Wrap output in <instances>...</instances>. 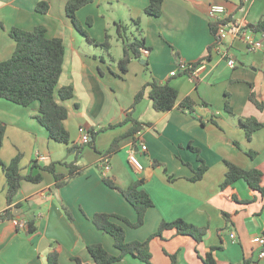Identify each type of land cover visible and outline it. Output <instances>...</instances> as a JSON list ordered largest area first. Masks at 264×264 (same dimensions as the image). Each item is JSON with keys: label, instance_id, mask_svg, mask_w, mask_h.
<instances>
[{"label": "crops", "instance_id": "1", "mask_svg": "<svg viewBox=\"0 0 264 264\" xmlns=\"http://www.w3.org/2000/svg\"><path fill=\"white\" fill-rule=\"evenodd\" d=\"M67 1L0 0V62L15 50L9 36L12 28L31 31L43 26L46 36L61 39L65 49L58 88L72 86L74 94L61 103L67 109L63 125L69 144L49 138L37 120L38 102L24 107L0 98V125L5 128L0 161L9 163L19 157L22 174L34 161L40 166L54 163L56 174L64 177L69 169L60 162L82 170L61 188L55 187L48 172L42 173L40 183H21L10 206L14 218L0 221V264H46L53 251L58 252L59 264H76L73 258L95 264L87 246L97 243L118 254L112 237L98 230L91 218L96 213L118 214L133 223L137 214L104 178L121 189L142 179L141 188L153 202L141 227L124 225L127 242L145 241L161 221L181 219L205 228L199 244L189 237L163 233L149 244V264H170L168 255L172 254L176 264H203L202 258L210 249L216 264H264V257H258L261 247L252 242L254 237L264 236V197L243 181L220 188L227 170L224 161L244 170H260L264 186V128L248 140L240 126L245 118L264 123V33L243 28L238 37L218 45L210 32V25L215 24L209 16L210 7L218 5L243 26L255 25L264 20V0H165L159 17L145 15L148 0H92L76 12V18L94 43L72 26L65 12ZM40 2L47 5L45 13L35 10ZM116 24L128 28L130 39L142 38L149 51L147 56L141 53V59H131L125 73L118 67L125 39L119 36ZM106 36L108 51L99 46ZM253 43H260V47L252 49ZM208 55L193 78L183 73L170 76L179 61L190 65ZM230 59L235 63L232 68L227 65ZM150 78L177 92L174 108L155 111L146 89L132 111V118L142 124L141 130L122 138L117 149L104 157L114 139L131 127V123L122 122L135 95ZM250 96L262 109L249 100ZM185 98L193 101L191 112L179 106ZM109 125L112 128L97 133L92 145L80 143L84 132L91 141L90 132ZM72 146L80 150L69 154ZM131 151L143 166L140 172L127 162ZM198 157L207 169L193 182L191 178L201 164ZM103 158L110 164L104 175L98 169ZM10 207L0 167V214ZM28 221H33L35 228L31 234L26 232ZM17 222L25 227H17ZM230 233L235 234V240L230 239ZM112 264L147 263L127 255Z\"/></svg>", "mask_w": 264, "mask_h": 264}, {"label": "trees", "instance_id": "2", "mask_svg": "<svg viewBox=\"0 0 264 264\" xmlns=\"http://www.w3.org/2000/svg\"><path fill=\"white\" fill-rule=\"evenodd\" d=\"M164 1L148 0V5L144 9L145 15L159 17ZM90 2L92 0H69L65 4V12L72 26L89 42L94 43L76 18V12ZM35 10L39 13H45L47 11L46 3H38ZM133 23L134 25H138L136 21ZM116 29L119 36L125 39L122 44V57L118 61L120 71L125 73L128 62L131 59H141V49L145 47L143 46L142 38L132 37L130 39L126 36L128 28L124 25L116 24ZM136 29L138 34L141 33L139 28ZM244 29L250 30L253 33H264V20H259L255 25H245ZM210 32L216 37V29L213 24L210 25ZM9 36L15 42V50L9 59L0 62V98L24 107L38 102L39 115L37 116V120L47 131L49 138L58 143L69 144V133L63 125V121L67 118V109L61 103L72 99L74 94L72 86L58 88L65 53L62 40L59 38H48L46 36V28L43 26L35 27L31 31L12 28L9 31ZM99 46L106 51L109 50L108 36H106L104 42ZM173 55L175 59H178L176 52H173ZM209 58L210 56L208 55L197 63L190 64L188 71H194L202 61ZM146 89H148V98L152 102V107L155 111L169 112L174 108L178 98L177 92L168 84H160L156 79L150 78L135 95L133 104L122 122V124L131 123V127L125 134L114 139L104 157H107L109 153L117 149V144L122 138L132 136L141 130L142 124L132 118V111L134 106L142 99ZM249 100L258 109H262V105L253 96H250ZM192 104L193 101L190 98H185L179 106L182 110L191 112ZM225 109L226 111L230 110L227 103L225 104ZM240 126L245 132L246 139L250 140L255 131L264 128V123H259L252 118H245L240 120ZM109 128H112V126L100 128L97 132H90L91 141H88L87 144L92 145L95 135ZM4 131V126L0 125V141L3 138ZM191 149L196 153L198 152L197 149ZM78 150H80V147L72 146L68 148V153L77 152ZM248 155L253 157L254 153H248ZM198 159L201 164L195 171L193 178H191L193 182L200 180L207 169L204 162L199 157ZM19 161V157H15L9 163L0 161V167L6 179V203L8 207L11 206L12 199L19 190L21 183L23 181L40 183L43 179V172L53 175L56 188L63 187L70 179L82 174L81 168L72 163L60 162V164L67 166L69 169L68 176L64 177L56 174L54 163L40 166L36 161L30 164L27 173L22 174ZM224 164L227 170L224 180L220 184L222 190L234 185L238 181H243L250 190L264 197V186H262L263 174L260 170H244L226 161H224ZM98 169L100 170V168ZM103 181L110 188L119 191L123 198L135 209L137 220L132 223L121 215L107 213H96L92 216L91 220L94 226L112 237L114 248L118 251V254L114 255L106 251L99 243L88 245L87 251L95 264H112L127 255L149 264L151 260L149 244L155 239L162 238L165 232H172L173 236L189 237L197 244L202 242L206 231L205 228L195 227L181 219L172 222L161 221L157 230L148 236L145 241L127 242L125 240L124 225L130 228L141 227L144 223L145 213L153 206V202L149 195L141 188L143 184L142 179L131 183L126 189L114 186L106 178ZM62 210L66 217L72 220L71 214L63 205ZM12 218L14 216L11 207L0 214V221ZM26 224V232L28 234L33 233L35 231L33 221H28ZM168 257L170 264H176L175 254L168 255ZM73 260L76 264H83L79 258H73ZM202 262L203 264H216L212 249L206 252L204 258H202ZM46 264H59L57 251H53L47 255ZM242 264H248V261H244Z\"/></svg>", "mask_w": 264, "mask_h": 264}, {"label": "built area", "instance_id": "3", "mask_svg": "<svg viewBox=\"0 0 264 264\" xmlns=\"http://www.w3.org/2000/svg\"><path fill=\"white\" fill-rule=\"evenodd\" d=\"M209 16L210 18L213 19L214 24H215V29H216L215 42L218 45L224 42V40H226L227 38L238 37V35L244 28V26L238 20L232 18L231 16L227 14L223 6H218V5L211 6L209 9ZM253 47H260V43H253L251 48L253 49ZM141 53L144 56H147L149 51L146 48H144V49H141ZM227 65L231 68L234 67L235 65L234 60L232 59L227 60ZM188 70H189V65L186 64L185 62L179 61L177 63L176 69L170 73V76H175L179 73H183L193 78L197 69L191 72H189ZM88 141H89V135L88 133L84 132L81 135L80 143L85 144ZM141 150H145L144 145H141ZM127 162L129 166L135 171L140 172L143 170V166L140 163L137 155L132 151L128 154ZM108 170H110V164L108 163L106 159H102V162L100 163V170H99L100 173L104 175ZM16 226L19 228H23L25 227V223L17 222ZM229 237L231 240H235L234 233H230ZM252 242L261 247L258 257L263 258L264 257V236L254 237L252 239Z\"/></svg>", "mask_w": 264, "mask_h": 264}, {"label": "water", "instance_id": "4", "mask_svg": "<svg viewBox=\"0 0 264 264\" xmlns=\"http://www.w3.org/2000/svg\"><path fill=\"white\" fill-rule=\"evenodd\" d=\"M141 63H144V61L142 60V61H141ZM15 210H18V211L20 212V210H19V209H15Z\"/></svg>", "mask_w": 264, "mask_h": 264}]
</instances>
